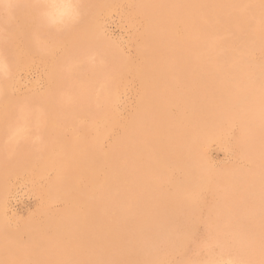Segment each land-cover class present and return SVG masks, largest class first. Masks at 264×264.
Here are the masks:
<instances>
[{"label":"rangeland","instance_id":"obj_1","mask_svg":"<svg viewBox=\"0 0 264 264\" xmlns=\"http://www.w3.org/2000/svg\"><path fill=\"white\" fill-rule=\"evenodd\" d=\"M38 12L22 2L13 8L10 22L0 17V54L7 56L12 69L9 79L0 80V222L6 231L0 235V264H22L23 260V264H206L223 249V253L242 264H264V188H260L264 187V75L255 81L256 88L247 96L241 111L233 108L226 119L222 118L225 122L221 119L223 123L218 121L215 128L200 131L196 141L199 144L195 142L198 146L185 157V163L191 161V166H196L191 174L174 162L169 170L145 168L147 155L143 150L137 151L143 145L155 149L149 136L173 129L172 123L159 119L154 112L152 97L159 99L162 106L175 100L168 109L169 118H174L183 101L192 98V79H201L214 87L215 99L204 96L205 106L213 111L222 104L223 96L248 80L246 76L258 68L264 69L263 39L251 44V54L246 50L249 35L258 30L264 32V0H82L79 23L62 31L43 25ZM37 34L41 43L35 39ZM228 51L233 55H222ZM190 122L185 121L183 127H191ZM195 133L187 134L185 140L193 141ZM88 141L96 145L99 155L100 151L107 154L109 162L97 165L90 178L81 169L74 171L76 178L81 179L72 186L75 191L55 186V169L45 159L58 148L72 155ZM245 175V180L249 178L248 187ZM186 180H190L189 184ZM242 181L244 184H239ZM104 183H108L103 198L109 209L105 217L127 237L113 241L108 251L96 248L98 239L92 236L93 231L83 235L72 229L68 238L52 242L55 232L74 219L68 214L79 208L86 212L89 205L83 200L88 192L90 196L100 193ZM251 183L260 189H255V185L249 188ZM78 190L80 199H72ZM248 190H255V194ZM147 191L148 196L142 199ZM136 198L153 211L148 229L134 227L127 211L125 220L116 217L121 203ZM96 200L102 203L100 196ZM34 232L42 240H34ZM14 235L16 238L12 239ZM52 235V239L48 238ZM44 236L52 244L42 243ZM141 247L146 253H141ZM126 249L129 252L125 254ZM245 257L249 259L244 260Z\"/></svg>","mask_w":264,"mask_h":264},{"label":"bare ground","instance_id":"obj_2","mask_svg":"<svg viewBox=\"0 0 264 264\" xmlns=\"http://www.w3.org/2000/svg\"><path fill=\"white\" fill-rule=\"evenodd\" d=\"M132 1V0H131ZM253 1V0H252ZM131 7V6H130ZM182 34V33H181ZM250 37H249V39H247L249 42L246 44V50L249 52V54H251L252 53V51H251V49H254V47H252L251 46V44H253V45H255V42H256V40H261V39H263L262 41H264V32L263 31H261V30H258V31H256L255 33H254V35L252 34H250L249 35ZM262 43V42H261ZM259 45V44H258ZM257 45V46H258ZM252 48H251V47ZM22 48V50H23V46L21 47ZM257 48V47H256ZM24 50H25V48H24ZM255 51V50H254ZM26 52V51H25ZM28 52V51H27ZM25 54V53H24ZM1 55V54H0ZM26 55V54H25ZM222 55H224L225 57H227V56H232L233 55V52H231V51H228V52H225V53H223ZM27 56V55H26ZM4 57H7V56H4ZM262 67V66H261ZM149 73H150V71H149ZM264 75V69L263 68H258V69H256V71L254 72V74H249L248 76H246L247 77V79L248 80H245V81H243L242 83L243 84H240L239 85V87H237L236 88V91H234V92H232V93H230L229 94V92H228V94L227 95H225V96H223V98H222V104L219 106V107H217L216 109H214L213 111H210V110H208V106H205V100H204V96H206L205 98H209V99H215L216 98V96H215V92H214V87H212V86H209V85H207L203 80H201V79H192L194 82H193V88L192 89H190V92H191V94H192V98L191 99H189V100H187L186 99V101H183V103H182V108H181V110H180V112L178 113V115L175 117L174 116V118H169V112H168V109H169V107H171V106H174L175 105V100H173V99H170V100H168L167 101V103H166V105H164V106H162V103L159 101V99H157V98H151L150 99V101L151 102H153L154 103V106H155V110L156 111H154V112H156V114L158 115V118L159 119H167V121L168 122H170V123H172L171 125L173 126V129L170 131H167V132H164V133H158V135L156 136V134H154V135H152V137L151 136H149L150 137V139L151 140H153V147L155 148V149H152V148H149V147H147V146H141L140 147V149H138L137 151H139V150H143V152L147 155V163H146V166H144L145 168H148V169H153V170H169V166L171 165V164H173V162L174 163H177L180 167H186L187 168V170H188V174L190 173L191 174V172L193 171L192 170V167L194 168V167H196V166H191V164H192V162L190 161V162H188V163H185V157L187 156V153L191 150H195V148H196V146H198L197 144H199V143H197L196 141L198 140V135L199 134H201V132L203 131V129H206V130H209V129H211L212 127L213 128H215L214 127V125L220 120L221 121V119L222 118H224L226 115H227V113H230V111H232V109L234 108V109H240V111H241V109H242V107H244V105L245 104H247L246 103V98H247V96L249 95V93L254 89V88H256L255 87V85H256V80H258L259 78H262V76ZM153 78V77H152ZM156 78V77H155ZM153 82H154V80H152ZM159 81V80H158ZM157 81V82H158ZM187 81H189L190 82V80H187ZM156 83V82H155ZM160 85V84H159ZM158 85V86H159ZM150 86V85H149ZM155 86V85H154ZM162 85H160V87H161ZM145 89V88H144ZM252 92H254V91H252ZM257 92V91H256ZM172 93V92H171ZM252 95V94H251ZM251 95L248 97V99L251 97ZM174 96V95H173ZM257 96V95H256ZM107 97V96H106ZM175 97V96H174ZM108 98V97H107ZM255 98V97H254ZM262 98H264L263 96H262ZM262 98H260L261 100H262ZM253 99V98H252ZM106 101V100H105ZM256 101V100H255ZM259 101V100H258ZM150 102V103H151ZM251 102V101H250ZM260 102H263V101H260ZM252 103V102H251ZM264 103V102H263ZM141 104V103H140ZM260 104V103H259ZM263 106V105H262ZM264 107V106H263ZM261 108V107H260ZM260 110V109H259ZM227 117V116H226ZM226 117L224 118V119H226ZM263 117H264V115H263ZM224 119H222L223 121H224ZM104 120V119H103ZM132 120V119H131ZM181 120H185V121H187V120H191V122H192V125H191V127H189V125L187 126V128L186 127H183V124H184V122H182V123H180V121ZM219 121V122H220ZM122 122V121H121ZM132 122H133V120H132ZM132 122H130V123H132ZM190 122V123H191ZM225 122V121H224ZM221 123H223V122H220V124ZM220 124H218V125H220ZM228 124V123H227ZM113 125H114V123H113ZM115 125H116V123H115ZM117 125H118V121H117ZM116 125V126H117ZM186 125V124H185ZM250 125V124H249ZM127 126V125H126ZM129 126H131V125H129ZM216 126V125H215ZM218 127V126H217ZM216 127V128H217ZM127 129V128H126ZM129 129H130V127H129ZM201 131V132H200ZM192 132H197V133H195V134H193V141L191 140L190 142L189 141H187V140H185L186 139V136H187V134H191ZM203 133V132H202ZM94 136V135H93ZM200 139V138H199ZM197 144H196V143ZM254 143V142H253ZM83 149H81V151H77V149L75 150V152L72 154V155H66L65 153V151L64 150H62V149H60V148H58L55 152H54V154L50 157V158H48V159H45V163L47 162L48 163V165L49 166H51L53 169H55V180H54V183H55V186H57L58 188H65V189H68V190H70V191H72L73 189H72V186H74V184L76 183H79L80 182V180L79 179H77L76 178V176H75V172L74 171H76V170H79V169H81L85 174H87L88 176H89V178L91 177V174H92V170L97 166V165H99V164H102V163H104V162H109L108 160L109 159H106L107 157H109L107 154H104V153H101V151H100V155H99V153L96 151L97 150V148H96V145L94 144V143H92L91 141H88L86 144H84L83 146ZM264 147H262V149H263ZM261 150V149H260ZM94 152H95V154H94ZM260 153H262L261 151H260ZM264 153V152H263ZM193 154V152H191V155ZM262 155V154H261ZM50 156V155H49ZM98 156H100L99 158H98ZM194 157H195V155H194ZM261 157V156H260ZM197 158V157H196ZM145 160V159H144ZM262 160V159H261ZM264 160V159H263ZM142 162V161H141ZM140 162V163H141ZM187 162V161H186ZM197 162V161H196ZM199 162V161H198ZM198 162L196 163V164H198ZM264 163V162H263ZM46 165V164H45ZM143 165V164H142ZM107 166V165H106ZM191 166V167H190ZM40 167H42V166H40ZM39 167V168H40ZM101 167V166H100ZM103 167H105V166H103ZM44 168V167H43ZM48 168V167H47ZM52 169V170H53ZM98 169V168H97ZM100 169V168H99ZM198 169H200L199 167H198ZM202 169H204L203 167L201 168V170L200 171H202ZM206 169V168H205ZM43 170V169H42ZM45 170H47V169H45ZM69 170H70V173H69ZM102 170H104L105 171V169H102ZM178 170V169H177ZM183 170V169H182ZM195 170V169H194ZM99 171H101V170H99ZM106 171H107V169H106ZM105 171V172H106ZM180 171V170H179ZM196 171V170H195ZM198 171V170H197ZM62 172H65L64 174H62ZM102 172V171H101ZM104 172V173H105ZM108 172V171H107ZM106 172V173H107ZM68 173H69V175H68ZM95 173V172H94ZM202 173V172H201ZM200 173V174H201ZM206 173V172H205ZM187 174V175H188ZM196 174H197V172L195 173V175L193 176V177H195L196 176ZM103 175V174H102ZM107 175H109V174H107ZM187 175H186V177H187ZM193 175V174H192ZM198 175V174H197ZM204 175V174H203ZM249 175V174H248ZM251 175H252V173H251ZM250 175V176H251ZM185 176V175H184ZM201 176V175H200ZM107 177V176H106ZM189 177V176H188ZM187 177V178H188ZM249 177V176H248ZM253 176H251V178H252ZM104 178V177H103ZM108 178V177H107ZM107 178H105L104 180H107ZM196 178V177H195ZM245 178H247L246 177V175H245V177H244V180H245ZM262 178H263V176H262ZM189 179H190V177H189ZM202 179V178H201ZM249 179V178H248ZM248 179H246L245 181V183H247V181H248ZM252 179H254V178H252ZM85 180H87V178L85 179ZM101 180H102V177H101ZM103 180V181H104ZM181 180V179H180ZM179 180V181H180ZM191 180H192V178H191ZM194 180V179H193ZM215 180V179H214ZM257 180H258V178H257ZM261 180H263V179H261ZM166 181V180H165ZM187 181V184H189L188 182H190V180H186ZM239 181V179L236 181V183ZM253 181V180H252ZM260 181V180H259ZM164 182V181H163ZM174 182V181H173ZM176 182V181H175ZM181 182H183V181H181ZM180 182V183H181ZM192 182V181H191ZM197 181H195V183H196ZM200 182V181H199ZM212 182V181H211ZM249 182V181H248ZM253 182H255V180L253 181ZM194 183V182H193ZM233 183V182H232ZM240 183H243V181L242 182H239V184ZM256 183H257V181H256ZM254 183V184H250V186L251 185H255V187H256V185L259 183ZM105 184V183H104ZM107 184L108 183H106L105 184V188L100 192V193H95V192H93V196H90V195H88L89 194V192H88V194H87V197H86V199H84L83 201H86L87 203H88V205H89V207H88V210L86 211V212H84L85 211V209H84V211H82V210H80V208L79 209H73L72 210V212L71 213H69L68 214V216H70V217H72L73 216V220L72 221H70L69 222V220L67 221V224L66 225H64V226H66L65 228H59L56 232H55V237H54V239L52 240V242H56V241H59L58 239H61V238H68L70 235H69V231H71L72 229H76V230H79V231H81L82 232V234L83 235H86L87 233H90V232H92L93 231V233H92V236L95 238V239H98V242H97V245H96V248H100L101 250H106L107 248H109L110 247V245L113 243V241H116L117 239H120L121 237H127V235L128 234H126V235H124L122 232H120L117 228V226H116V224L115 223H113L112 222V220H110L109 222L107 221V219H106V217H105V215H108V211H109V209L107 208V206L105 205V201H104V198H103V196L105 195V191H106V188L108 187L107 186ZM202 184H204V183H202L201 182V185ZM244 184V183H243ZM261 184V183H260ZM259 184V185H260ZM181 185V184H180ZM193 185V184H192ZM195 185V184H194ZM209 185V184H208ZM237 185V184H236ZM242 185V184H241ZM246 185V184H245ZM158 186H159V184H158ZM186 186V185H185ZM190 186H191V184H190ZM199 186V185H198ZM234 186H235V184H234ZM238 186V185H237ZM237 186H236V188H237ZM240 186V185H239ZM243 186V185H242ZM249 185H248V183H247V187H248ZM262 186H264V183H263V185ZM77 187V186H76ZM79 187V186H78ZM181 187V186H180ZM188 187V186H187ZM201 187V186H200ZM213 187V186H212ZM216 187V186H215ZM232 187V186H231ZM94 188V187H93ZM92 188V189H93ZM192 188V187H191ZM194 188V187H193ZM210 188V187H209ZM239 188V187H238ZM244 188H246L245 186H244ZM249 188H252V186L251 187H249ZM248 188V189H249ZM254 188V187H253ZM261 189L262 188H264V187H260ZM258 186L255 188V189H260ZM95 189V188H94ZM182 189V188H181ZM203 189V188H202ZM207 189V188H206ZM213 189V188H212ZM215 189V188H214ZM232 189V188H231ZM169 190V189H168ZM172 190V189H171ZM193 190V189H192ZM243 190V189H242ZM241 190V191H242ZM250 190H252V189H250ZM73 191H75V190H73ZM170 191V190H169ZM206 191V190H205ZM232 191V190H231ZM233 191H234V189H233ZM232 191V192H233ZM236 191H238V189H236ZM249 191V190H248ZM78 193H75L74 195H71L69 192H68V194H70L71 196H72V199L74 198V199H80V197H81V195H78L79 194V190L77 191ZM84 192V191H83ZM83 192H81L82 194H84ZM160 192V191H159ZM164 192V191H163ZM181 192H182V190H181ZM183 192H185V191H183ZM182 192V193H183ZM211 192V191H210ZM239 192V191H238ZM250 192V191H249ZM253 193H251L250 192V194H252V195H254L255 193V190L254 191H252ZM257 192V191H256ZM260 192H262V191H260ZM60 193V192H59ZM74 193V192H73ZM80 193V194H81ZM148 193V191L146 192V193H144L141 197H142V199H144L143 198V196H148V195H146ZM186 193V192H185ZM237 193V192H236ZM241 193V192H240ZM239 193V194H240ZM86 194V193H85ZM84 194V195H85ZM168 194H173L172 192L171 193H168ZM179 194V193H178ZM230 194H231V192H230ZM238 194V195H239ZM259 194V193H258ZM48 195V194H47ZM67 195V194H66ZM167 195V194H166ZM175 195V194H174ZM182 195V194H181ZM242 195V194H241ZM246 195H248L249 196V194H246ZM264 194L262 193V195H261V197L263 196ZM65 196V195H64ZM79 196V197H78ZM100 196V198H101V201H102V203L101 204H99V203H97L98 201L96 200L97 199V197H99ZM176 196H177V199H179L178 197L180 196H178L177 194H176ZM184 196V194L181 196V198ZM237 196V195H236ZM248 196H246V197H248ZM256 196V195H255ZM255 196H254V198H255ZM169 197V196H168ZM235 197V196H234ZM241 197H243V196H241ZM259 197H260V194H259ZM264 197V196H263ZM153 198V197H152ZM174 198V197H173ZM185 198H187V197H185ZM231 198V197H230ZM239 198V197H238ZM249 199H251V196L250 197H248ZM248 198L247 199H245V201L246 200H248ZM253 198V197H252ZM257 198V197H256ZM67 200H68V198H66ZM69 199H70V196H69ZM71 199V200H72ZM175 199V198H174ZM236 198H234V200H235ZM240 199V198H239ZM259 199V198H258ZM257 199V200H258ZM182 201H183V199H181ZM226 200H227V197H226ZM229 200V199H228ZM253 199H251V201H252ZM5 201V200H4ZM4 201H3V203H4ZM165 201V200H164ZM177 201V200H176ZM231 201V200H230ZM236 201V200H235ZM250 201V202H251ZM75 202V201H74ZM161 202V201H160ZM181 202V201H180ZM186 202V201H185ZM184 202V204L186 205V203ZM224 202V201H223ZM239 202H240V200H239ZM257 202V201H256ZM2 203V202H1ZM67 203H68V201H67ZM69 203H73V202H71V201H69ZM81 203H82V201H81ZM144 203V202H143ZM153 203V202H152ZM178 203V202H177ZM235 203H237V202H235ZM248 203V202H247ZM252 203V202H251ZM254 203V202H253ZM175 204V206L177 205L176 204V202L174 203ZM179 204V203H178ZM210 204V203H209ZM230 204L231 205H233V203H231L230 202ZM258 204V203H257ZM69 205V204H68ZM67 205V206H68ZM72 205V204H71ZM71 205H69V206H71ZM74 205V204H73ZM182 205V204H181ZM240 205V203L238 204V206ZM244 205H245V203H244ZM260 205H262V204H260ZM259 204H258V206H260ZM263 205H264V202H263ZM149 206V205H148ZM170 206V205H169ZM174 206V207H175ZM235 207H238V206H236V205H234ZM245 206H247V208H248V205H245ZM250 206H251V204H250ZM253 206V205H252ZM256 206V205H255ZM7 207V206H6ZM81 207H84V205H82ZM152 207V206H151ZM174 207L172 208L173 210H174ZM263 207V206H262ZM261 207V208H262ZM2 208V207H1ZM167 208V207H166ZM170 208H171V206H170ZM175 208H177V207H175ZM179 208V207H178ZM239 208V207H238ZM264 208V207H263ZM169 209V208H168ZM244 209V208H243ZM258 209V208H257ZM167 210V209H166ZM170 211H171V209H169ZM211 210V209H210ZM210 210H209V212H210ZM233 210V209H232ZM237 210H239V209H237ZM245 210V209H244ZM250 210V209H249ZM254 210H256V209H254ZM125 211H127L128 212V214L130 215V218H133L132 220H133V225H134V227H141V226H143V227H150L151 226V222H152V220H153V218H154V216H153V211H150V210H148L143 204H142V202H140V199L138 198H136V199H134V200H127V201H124L123 203H121L119 206H118V212H116V217H118V218H120V219H124L125 220V218L126 217H124L123 215H126L125 214ZM168 211V210H167ZM169 211V212H170ZM175 211V210H174ZM183 211V210H182ZM234 211V210H233ZM258 211L261 213V211H260V209H258ZM179 213H180V211H178ZM235 212V211H234ZM237 212L238 211H236L235 213L237 214ZM243 212V211H242ZM244 212H248V211H244ZM4 213H6V212H4ZM4 213H2V215L4 214ZM8 213V212H7ZM159 213V212H158ZM166 213V212H165ZM171 213V212H170ZM184 213V212H183ZM241 213V212H240ZM249 213V212H248ZM250 213H251V211H250ZM255 213H257L256 211H255ZM59 214V213H58ZM160 214H162V213H160ZM168 214V213H167ZM172 214V213H171ZM182 214V213H181ZM243 214V213H242ZM253 214V213H252ZM6 215V214H5ZM60 215V214H59ZM164 215V214H163ZM174 215V214H173ZM180 215V214H179ZM178 215V216H179ZM230 215H231V213H230ZM238 215H239V212H238ZM244 215V214H243ZM250 215V214H249ZM4 216V215H3ZM75 216V217H74ZM159 216V215H158ZM167 216V215H166ZM169 216V215H168ZM168 216H167V218H168ZM175 216H177V215H175ZM178 216H177V218H178ZM251 216V215H250ZM259 216H260V214H259ZM263 216V215H262ZM9 217V216H8ZM56 217H58V216H56ZM157 217V216H156ZM162 217V216H161ZM171 217V216H170ZM182 217V216H181ZM226 217V216H225ZM242 217V216H241ZM246 217V216H245ZM252 217L254 218L255 216H253L252 215ZM261 217V216H260ZM259 217V218H260ZM48 218V217H47ZM53 218H55L54 216H53ZM52 218V219H53ZM165 218V216H163L162 217V219H164ZM183 218V217H182ZM219 218H221V217H219ZM230 218V217H229ZM232 218V217H231ZM239 218V217H238ZM243 218V217H242ZM250 218V217H249ZM249 218H247V219H249ZM255 218H257V217H255ZM57 219H59V218H57ZM159 219V218H158ZM157 219V220H158ZM226 219H228V218H226ZM263 219V218H262ZM46 220V219H45ZM48 220H51V219H48ZM60 220V219H59ZM58 220V222L59 223H61L60 221ZM166 220V219H165ZM164 220V221H165ZM180 220H182V219H180ZM217 220H219V219H217ZM221 220V219H220ZM243 220V219H242ZM253 220V219H252ZM252 220H250V221H252ZM254 220H257V219H254ZM53 221V220H52ZM168 221V220H167ZM211 221V220H210ZM225 221V220H224ZM223 221V222H224ZM238 221V220H237ZM239 221H241V220H239ZM249 221V220H248ZM250 221H249V223H250ZM260 221H261V219H260ZM260 221H258V223L260 222ZM263 221V220H262ZM69 222V223H68ZM162 222V221H161ZM160 222V223H161ZM172 222V221H171ZM170 222V223H171ZM175 222V221H174ZM181 222V221H180ZM185 222H187V220L185 221ZM223 222H221V223H223ZM226 222V221H225ZM232 222V221H231ZM244 222H246V220L244 221ZM257 222V221H256ZM264 222V221H263ZM53 223V222H52ZM177 223V222H176ZM201 223V222H200ZM212 223H213V219H212ZM221 223L219 224V222H218V224L219 225H221ZM227 223L228 222H226V225H227ZM233 223H234V221H233ZM238 223V222H237ZM236 223V224H237ZM240 223V222H239ZM238 223V224H239ZM254 223H255V221H254ZM42 224H43V222H42ZM46 224V223H45ZM50 224V223H49ZM54 224H56V223H54ZM53 224V225H54ZM58 224V223H57ZM99 225L98 227H97V225ZM155 223H153V225H154ZM166 224H168V223H166ZM174 224V223H173ZM217 224V223H216ZM248 223H245V225H247ZM251 224H252V222H251ZM34 225V224H33ZM48 225V224H47ZM50 225H52V224H50ZM62 225V224H61ZM62 225V226H63ZM156 225V224H155ZM161 225H162V223H161ZM175 226H176V224H174ZM203 225V224H202ZM206 225V224H205ZM210 225H212L213 226V224H211L210 223ZM229 225V224H228ZM240 225V224H239ZM244 225V224H243ZM252 225H254V224H252ZM257 225V224H256ZM28 225H26V227H27ZM40 226H44V225H40ZM49 226V225H48ZM56 226V225H55ZM157 226V225H156ZM156 226H154V227H156ZM159 226H160V224H159ZM163 226V225H162ZM188 226V225H187ZM186 226V227H187ZM201 226V225H200ZM207 226V225H206ZM217 226V225H216ZM223 226H224V224H223ZM241 226V225H240ZM248 226V225H247ZM247 226L245 227V228H247ZM251 226V225H250ZM255 226V225H254ZM258 226V225H257ZM261 226L263 227V225L261 224ZM260 226V227H261ZM47 227V226H46ZM52 227V226H51ZM54 227V226H53ZM58 227V226H57ZM56 227V228H57ZM166 227H171V225H169V226H166ZM165 227V228H166ZM178 227V226H177ZM191 227V226H190ZM189 227V228H190ZM214 227V226H213ZM221 227V226H220ZM242 227H244V226H242ZM259 227V226H258ZM156 228H158V227H156ZM164 227H162V229H163ZM192 228V227H191ZM209 228V227H208ZM217 228H219V227H217ZM223 228H227V227H223ZM231 228V227H230ZM250 228H252V226L250 227ZM21 229V228H20ZM46 229V228H45ZM49 229V228H48ZM55 229V228H54ZM146 229H148V228H146ZM146 229H145V231H144V234H145V232H146ZM168 229V228H167ZM170 229V228H169ZM173 229H175V227H173ZM178 229H181V228H178ZM195 229V228H194ZM204 229V228H203ZM210 229V228H209ZM221 229V228H220ZM249 229V228H248ZM253 229H254V227H253ZM261 229V228H260ZM35 230V229H34ZM51 230H52V228H51ZM143 230V229H142ZM152 230V229H151ZM160 230H161V228H160ZM192 230V229H191ZM213 230V229H212ZM251 230V229H250ZM23 231H25V229L23 230ZM31 231V230H30ZM37 230H35V232H36ZM53 231V230H52ZM139 231H141V230H139ZM159 231V230H158ZM171 231V230H170ZM178 231V230H177ZM180 231V230H179ZM194 231V230H193ZM248 231V230H247ZM256 231V230H255ZM6 231H5V225H4V223H1L0 222V235H2V234H6L5 233ZM21 232V231H20ZM27 232H28V229H27ZM35 232H34V236H32L33 238H34V240H40L41 239V237L40 238H37V235L35 234ZM50 232V231H49ZM142 232V231H141ZM141 232H139V233H141ZM221 232V231H220ZM253 232V231H252ZM256 232H258V229H257V231ZM256 232H254V233H256ZM263 232V231H262ZM22 233H24V232H22ZM30 233V235H31V232H29ZM39 233V232H38ZM37 233V234H38ZM54 233V232H53ZM154 233V232H153ZM164 233V232H163ZM168 233V232H167ZM173 233V232H172ZM179 233V232H178ZM186 233V232H185ZM215 233V232H214ZM217 233V232H216ZM264 233V232H263ZM27 234V233H26ZM25 234V235H26ZM39 234H41V233H39ZM44 234V233H43ZM147 234H148V230H147ZM146 234V235H147ZM171 234V233H170ZM175 234V233H174ZM173 234V235H174ZM193 234V233H192ZM224 234H225V236H226V232H224ZM260 235H261V233H259ZM16 235H19V234H16ZM16 235H14L15 237H12V239L14 238H16ZM45 235V234H44ZM49 235V234H48ZM54 235V234H53ZM53 235L51 236V237H48V238H51L52 239V237H53ZM146 235H145V237H146ZM168 235H169V233H168ZM186 235V234H185ZM215 235V234H214ZM213 235V236H214ZM20 236V235H19ZM18 236V237H19ZM134 236H136V235H134ZM147 236H151V235H147ZM157 236V235H156ZM162 236V235H161ZM221 236V235H220ZM0 237H2V236H0ZM7 237V236H6ZM30 237V236H29ZM32 237H30V239L32 238ZM39 237V236H38ZM153 237V236H152ZM164 236H162V238H163ZM166 237V236H165ZM172 237V236H171ZM227 237V236H226ZM233 237H235V236H233ZM33 238H32V240H33ZM130 238V237H129ZM136 238V237H135ZM149 238V237H148ZM158 238V237H157ZM169 238V237H168ZM177 238H178V234H177ZM192 238V237H191ZM224 238V237H223ZM228 238V237H227ZM151 239V238H150ZM154 239V237L152 238V241H154L153 240ZM160 239V238H159ZM164 239H166V238H164ZM171 239V238H170ZM174 239V238H173ZM192 239H194V238H192ZM42 240V239H41ZM44 240H45V236H44ZM43 240V241H44ZM129 240V239H128ZM134 240H136V239H134ZM139 240H141V239H139ZM143 240V239H142ZM144 240H146V239H144ZM143 240V241H144ZM162 240V239H161ZM196 240V239H195ZM223 240H225V239H223ZM230 241V239H227V241ZM237 240V239H236ZM1 241V240H0ZM2 241H3V239H2ZM12 240L10 239V241H8V243L9 242H11ZM47 241H49V240H47V238H46V240H45V242H42V243H46ZM130 242V244H131V240H129ZM137 241V240H136ZM150 241V240H149ZM171 241H173L172 239H171ZM175 241V240H174ZM4 242V241H3ZM35 241H33V243H34ZM51 244H52V242H51V240L49 241ZM49 242H48V244H49ZM138 242V241H137ZM141 242V241H140ZM147 242V244H148V240L146 241ZM160 242V241H159ZM164 242V241H163ZM163 242H161V243H163ZM168 242H170V241H168ZM216 242H218V240L216 241ZM234 242V241H233ZM7 242H5V244H6ZM41 243V244H42ZM145 243V242H144ZM157 243V242H156ZM165 244L167 243V242H164ZM171 243V242H170ZM169 243V244H170ZM193 243V242H192ZM214 243V242H213ZM222 243V242H221ZM236 243V242H235ZM235 243H233V244H235ZM1 244V243H0ZM4 244V245H5ZM35 244V243H34ZM121 244V243H120ZM123 244V243H122ZM128 244V243H127ZM142 244V243H141ZM150 244V243H149ZM153 244H155V242L153 243ZM153 244H151V245H153ZM158 244V243H157ZM174 244V243H173ZM178 244V243H177ZM196 244V243H195ZM228 244H230V243H228ZM263 244V243H262ZM2 245V244H1ZM46 245V244H45ZM125 245V244H124ZM123 245V246H124ZM134 245V244H133ZM133 245H130V246H133ZM143 245V244H142ZM142 245H140V246H142ZM167 245V244H166ZM189 245V244H188ZM187 245V246H188ZM232 245V244H231ZM238 245V244H237ZM8 246V245H7ZM13 246V245H12ZM138 246V245H137ZM136 246V247H137ZM144 246H145V244H144ZM158 246V245H157ZM164 246V245H163ZM163 246H161L162 248H164ZM171 246V245H170ZM196 246V245H195ZM195 246H194V249H195ZM213 246H214V244H213ZM235 246V245H234ZM247 246V245H246ZM127 247V245L125 246V248ZM134 247V246H133ZM133 247H131V248H133ZM150 247V246H149ZM153 247L155 248V246L153 245ZM152 247V248H153ZM160 247V248H161ZM168 247H169V245H168ZM221 247H223V246H221ZM225 247V246H224ZM223 247V248H224ZM229 247V246H228ZM239 247H241V246H239ZM243 247V246H242ZM250 247V246H249ZM11 248V247H10ZM9 248V249H10ZM120 248V247H119ZM139 248V247H138ZM138 248H137V250H138ZM142 248V247H141ZM162 248H161V251H162ZM181 248V247H180ZM184 248H186V247H184ZM192 248V247H191ZM198 248H200V247H198ZM210 248V247H209ZM213 248V247H212ZM217 248V247H216ZM230 248H231V246H230ZM232 248H234V247H232ZM255 248H256V246H255ZM122 247H121V251H122ZM127 249H129L130 250V247H127ZM127 249H126V252H125V254L127 253V252H129V251H127ZM144 248H142V250H143ZM156 249H157V247H156ZM159 249V248H158ZM167 249V248H166ZM169 249V248H168ZM172 249V248H171ZM203 249V248H202ZM206 249V248H205ZM221 249V248H220ZM228 249V248H227ZM226 249V251L228 252V250ZM235 249H236V251H237V248H236V246H235ZM238 249H240V248H238ZM257 249V248H256ZM256 249H255V251L254 252H256ZM7 250H8V248H7ZM6 250V251H7ZM132 250V249H131ZM133 250H135L134 248H133ZM136 250V251H137ZM141 250V249H140ZM144 250H146V249H144ZM141 251V253H143V252H145V251ZM149 250V249H148ZM151 250V249H150ZM174 250V249H173ZM177 250V249H176ZM198 250V249H197ZM196 250V251H197ZM231 250V249H230ZM241 250V249H240ZM12 251H13V249H12ZM102 251V252H103ZM106 251H108V250H106ZM118 251V250H117ZM120 251V250H119ZM125 251V250H124ZM135 251V252H136ZM153 251V250H152ZM183 251H185V250H183ZM182 251V252H183ZM210 251V250H209ZM213 251V250H212ZM223 251H224V249H223ZM222 251V252H223ZM225 251V252H226ZM252 251V250H251ZM260 251V250H259ZM262 251H263V249H262ZM11 252V251H10ZM134 252V251H133ZM138 252V251H137ZM181 252V253H182ZM187 252V251H186ZM194 252V251H193ZM219 252H221L220 250H219ZM107 253H109V252H107ZM106 253V254H107ZM111 253V252H110ZM113 253V252H112ZM116 253V252H115ZM121 253V252H120ZM146 253V252H145ZM167 252L165 251V254H166ZM188 253V252H187ZM186 253V254H187ZM208 253V252H207ZM214 253V252H213ZM230 253V252H229ZM260 253V252H259ZM3 254V253H2ZM8 254H10V253H8ZM122 254V253H121ZM120 254V256H123V254L121 255ZM130 254V253H129ZM136 254V253H135ZM150 254H152V253H150L149 252V256H150ZM155 254V251H154V253H153V255ZM168 254H169V252H168ZM171 254V253H170ZM185 254V255H186ZM219 254V253H218ZM217 254V255H218ZM231 254V253H230ZM236 254V253H235ZM238 254V253H237ZM261 254V253H260ZM133 255V254H132ZM147 255H148V253H147ZM156 255V254H155ZM167 255V254H166ZM188 255V254H187ZM186 255V256H187ZM195 255H197V254H195ZM200 255H202V253L200 254ZM208 255V254H207ZM233 255V254H232ZM262 255H263V252H262ZM3 256V255H2ZM2 256H0V258L2 257ZM8 256H10V255H7V258H8ZM110 256V255H109ZM112 256H115L114 254L112 255ZM125 256V255H124ZM148 256V257H149ZM162 256H164V254L162 255ZM212 256V255H211ZM234 256H236V255H234ZM240 256H241V254H240ZM246 256H248V255H246ZM259 256V255H258ZM31 257V256H30ZM29 257V258H30ZM33 257V256H32ZM111 257V256H110ZM144 257H146V256H144ZM156 257V256H155ZM158 257V256H157ZM191 257V256H190ZM255 257H257V256H255ZM260 257V256H259ZM3 258V257H2ZM33 258H35V257H33ZM115 258V257H114ZM203 258H205L204 256H203ZM236 258V257H235ZM250 258H252V257H250ZM261 258V257H260ZM37 259V258H36ZM35 259V260H36ZM45 259V258H44ZM126 259V258H125ZM151 259V258H150ZM150 259H148L149 261H152V259L150 260ZM156 258H154V260H155ZM158 259V258H157ZM160 259H161V257H160ZM162 259H163V257H162ZM190 259V258H189ZM192 259H193V257H192ZM247 259V257H245V259L244 260H246ZM248 259H249V257H248ZM247 259V260H248ZM256 259H258V257L256 258ZM34 260V261H35ZM117 260V259H116ZM147 260V261H148ZM239 260V259H238ZM259 260V259H258ZM257 260V261H258ZM262 260V259H261ZM2 261H4V260H2ZM5 261H7V260H5ZM4 261V262H5ZM9 261H10V259H9ZM40 261V260H39ZM43 261V260H42ZM146 261V262H147ZM148 261V262H149ZM156 261V260H155ZM160 261V260H159ZM159 261H157V262H159ZM194 261H195V259H194ZM240 261V260H239ZM254 261V260H253ZM1 262V261H0ZM16 262H18V261H16ZM23 263H24V260L22 261ZM37 262V261H36ZM189 262V261H188ZM192 262V261H191ZM252 262V261H251ZM2 263V262H1ZM7 263V262H6ZM9 263H11V262H8V264ZM14 263V262H13ZM22 263V264H23ZM29 263H31V261L29 262ZM41 263V262H40ZM127 263V262H126ZM154 263H156V262H154ZM249 263V262H248ZM255 263H257V262H255ZM254 263V264H255ZM259 263V262H258ZM257 263V264H258ZM262 263V262H261ZM15 264V263H14ZM18 264V263H17ZM19 264H20V262H19ZM27 264H28V262H27ZM44 264H45V262H44ZM118 264V263H117ZM139 264V263H138ZM145 264V263H144ZM146 264H148V263H146ZM150 264H151V262H150ZM162 264V263H161ZM188 264V263H187ZM240 264H242V263H240Z\"/></svg>","mask_w":264,"mask_h":264},{"label":"clouds","instance_id":"obj_3","mask_svg":"<svg viewBox=\"0 0 264 264\" xmlns=\"http://www.w3.org/2000/svg\"><path fill=\"white\" fill-rule=\"evenodd\" d=\"M22 2L37 8L40 22L55 31L74 26L81 19L82 0H0V17L10 22L13 19L11 15L13 8ZM35 39L41 43L38 34ZM11 71L8 60L0 55V80L9 79ZM206 264H240V261L221 252L215 258L208 260Z\"/></svg>","mask_w":264,"mask_h":264}]
</instances>
